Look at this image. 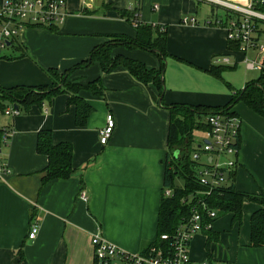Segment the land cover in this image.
<instances>
[{
	"label": "crops",
	"instance_id": "crops-1",
	"mask_svg": "<svg viewBox=\"0 0 264 264\" xmlns=\"http://www.w3.org/2000/svg\"><path fill=\"white\" fill-rule=\"evenodd\" d=\"M136 5L141 23L166 26L163 101L168 105H225L232 95L230 83L229 91L216 87L212 92L202 84L214 75L208 71L218 66L214 58L227 57L229 63L223 65L233 68L246 56L257 57L254 50L242 53L230 45L225 28L213 24L226 18L225 11L208 0H66L68 15L56 29L21 30L0 58V87L48 85L49 68L68 71V79L82 86L78 95L91 110L78 125L75 106L67 103L69 94L58 93L26 112L0 117V129L13 131L4 149L9 171L0 180V264H93L91 237L96 233L133 253L155 240L169 112L123 67L104 73L98 62L78 66L108 35L136 36V27L122 16ZM258 36L264 39V34ZM112 54L141 61L147 68L160 65L157 54L142 48L116 46ZM95 80L103 93L87 87ZM230 110L240 120L238 151L232 157L234 189L264 192V117L241 100ZM107 113L114 116L115 126L108 142L101 144L98 131ZM43 129L50 130L52 143L71 145L70 177L42 183L47 157L36 151V141ZM259 207L245 200L240 221L230 212L217 217L211 228L216 238L208 247L206 232L196 233L190 243L192 259L264 264V247L250 245V216ZM33 220L39 230L29 239Z\"/></svg>",
	"mask_w": 264,
	"mask_h": 264
},
{
	"label": "trees",
	"instance_id": "trees-1",
	"mask_svg": "<svg viewBox=\"0 0 264 264\" xmlns=\"http://www.w3.org/2000/svg\"><path fill=\"white\" fill-rule=\"evenodd\" d=\"M227 16L228 13L224 12ZM136 29V36L130 37L121 34H110L108 40L95 47L89 57L78 64L86 66L92 62H98L104 73H111L118 67H123L134 79L145 85L154 100L162 105L169 112L168 128V159L164 169L162 186V197L158 214V229L155 240L145 245L144 250L150 245L158 243V236L161 233H172L179 222L187 218L191 213L192 203L182 202L181 199L190 192L203 189L197 181L194 166L191 159L192 152L196 149L193 144V134L195 131H205L209 128L206 122L208 115L220 111L230 110L237 101H243L250 109L264 117V71H259V77L246 82L241 89H234L228 84L232 95L231 99L223 106L189 105L184 103L166 104L163 101L165 90L163 73L166 59L169 56L166 51V26L153 27L150 24L139 21V6L122 12ZM214 24V23H213ZM155 28V30H154ZM233 48L237 49L234 41H229ZM124 46L126 48H142L152 51L160 59L158 68H147L144 63L133 58H128L121 54L113 55V48ZM227 65L211 66L208 70L214 75L220 76V71L230 69ZM48 74L51 83L40 86H15L12 88L0 87V108L4 110L8 100L12 104L18 105L19 113L26 112L30 105L40 104L42 100L49 99L58 93H68V105L75 106V120L78 125H83L91 110V106L79 95L78 90L82 87L78 83L68 79V71L59 72L49 68ZM153 86L154 91L151 90ZM94 93H103L99 80H95L87 85ZM239 137L236 141L238 149ZM36 151L47 157V164L44 168L42 183L51 179H64L70 177L73 168L71 165V145L65 142L54 144L51 140L50 130L38 131L36 141ZM177 152V153H176ZM227 184L220 189L214 190L208 197L209 205L217 210V213H232L235 221H240L242 217V207L245 200L254 201L260 205L250 216V245L253 247H264V192L249 194L238 192L234 189L233 178L234 169L227 174ZM178 179L182 180L179 184ZM172 188V195L165 196L164 189ZM210 219L205 217L204 223ZM207 234L206 246L216 238L211 228L203 230ZM19 255L23 259L20 250Z\"/></svg>",
	"mask_w": 264,
	"mask_h": 264
},
{
	"label": "built area",
	"instance_id": "built-area-1",
	"mask_svg": "<svg viewBox=\"0 0 264 264\" xmlns=\"http://www.w3.org/2000/svg\"><path fill=\"white\" fill-rule=\"evenodd\" d=\"M228 13L225 19L216 18L213 23L223 26L228 41L237 44V50L247 53L254 50L257 57H245V67L264 71V0H208ZM68 15L66 0H0V58L3 51L12 46L25 27L40 26L56 29ZM191 22H195L192 18ZM10 42V45H7ZM216 65L228 64L225 56L214 58ZM3 113L8 116L19 114L12 104L6 105ZM209 128L202 133L191 154L195 162L194 172L203 189L190 192L181 199L192 203L191 213L182 219L172 233H161L158 243L150 245L141 252H128L108 242L100 233L91 237L93 264H237L233 262L205 258L194 260L190 255L193 236L205 229L212 228L218 213L210 207L208 197L216 189L227 184V174L236 167L232 158L238 149L239 117L231 110L220 111L206 117ZM115 118L111 113L105 116V123L99 129L101 144H106L112 135ZM13 131L9 127L0 129V180L8 173L4 149L8 146ZM202 154L205 157H202ZM182 184V183H181ZM172 188H165L164 195L171 196ZM80 197L86 200V195ZM210 219L204 223V218ZM39 230V223H30L27 238L33 239Z\"/></svg>",
	"mask_w": 264,
	"mask_h": 264
},
{
	"label": "rangeland",
	"instance_id": "rangeland-1",
	"mask_svg": "<svg viewBox=\"0 0 264 264\" xmlns=\"http://www.w3.org/2000/svg\"><path fill=\"white\" fill-rule=\"evenodd\" d=\"M216 9L219 12L223 11L220 6L216 7ZM9 49L10 47L6 48L3 51V53ZM232 60L233 59H231V61ZM207 76H208V79L204 80L202 83L204 85L203 88L206 91L212 92L214 89H218V88L229 91V88H227L228 83H230L233 87L239 89L243 85H245L246 82L257 79L259 77V72L247 70L245 68L244 63L240 62V63H237V65L233 68L220 71V76L210 75V74ZM3 116H4L3 110H1L0 108V117H3ZM201 140H202L201 131H195L193 134V141H194L193 144L196 145V143ZM178 182L182 183V180L178 179ZM223 214L225 213H218V217Z\"/></svg>",
	"mask_w": 264,
	"mask_h": 264
},
{
	"label": "water",
	"instance_id": "water-1",
	"mask_svg": "<svg viewBox=\"0 0 264 264\" xmlns=\"http://www.w3.org/2000/svg\"><path fill=\"white\" fill-rule=\"evenodd\" d=\"M7 45H10V42H7ZM13 107H14L15 109H18V105H17V104H14ZM176 153H177V152H176Z\"/></svg>",
	"mask_w": 264,
	"mask_h": 264
}]
</instances>
